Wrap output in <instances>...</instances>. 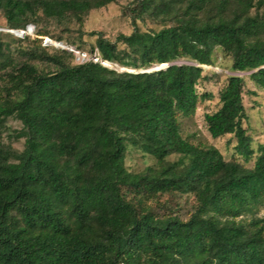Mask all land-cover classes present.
Here are the masks:
<instances>
[{"label":"trees","instance_id":"1","mask_svg":"<svg viewBox=\"0 0 264 264\" xmlns=\"http://www.w3.org/2000/svg\"><path fill=\"white\" fill-rule=\"evenodd\" d=\"M112 1L0 0V11L9 29L25 30L42 17L62 20ZM263 6L136 0L134 31L97 39L104 59L135 71L72 65L59 54H44L55 65L44 71L17 60L0 32V264H264L263 234L204 216L210 207L238 210L264 197V146L254 150L244 126L246 77L239 74L264 89ZM145 15L167 22L142 31ZM216 47L236 73L205 119L214 138L235 136L251 167L181 133L179 115L195 114L206 96L199 84L221 78L200 66L213 64ZM162 64L170 65L152 68ZM9 117L23 125L15 134L25 139L21 151L3 141ZM130 146L157 165L130 171ZM172 154L179 158L169 161ZM185 194L194 198L186 216L178 201Z\"/></svg>","mask_w":264,"mask_h":264},{"label":"rangeland","instance_id":"2","mask_svg":"<svg viewBox=\"0 0 264 264\" xmlns=\"http://www.w3.org/2000/svg\"><path fill=\"white\" fill-rule=\"evenodd\" d=\"M136 0H113L106 6L91 9L80 15L69 14L62 20L40 18L33 34L29 33L17 36L9 31L6 18L0 11V32L4 40L10 45L11 53L17 60H27L35 63L44 71L54 70L55 65L45 55L59 54L63 60L72 65L77 64L76 55L66 46H73L86 52H94L98 49L97 39L99 35L115 41L119 35L131 34L135 26L132 22V9ZM256 9L252 12L256 13ZM259 13L264 17V6ZM167 20L155 19L145 15L138 20L137 26L142 31L158 30ZM34 26V25H33ZM50 38L56 43L64 46L46 45L45 39ZM122 47V45H120ZM69 53L64 54L61 51ZM45 54V55H44ZM114 70L134 71L132 67H125L117 62ZM204 68V74L212 76L214 73L221 75V78L203 80L199 86V92L206 94L199 103L195 114L191 116L179 115L182 135L195 145L216 146L221 150L227 160L239 159L247 166H253L254 159L245 162L236 151L237 140L233 134L214 138L209 132L205 119L207 113L215 112L220 106L219 92L227 81L228 76L235 74L233 70V59L223 48L216 47L213 54V64ZM152 68H157L153 66ZM111 69V68H109ZM132 69V70H131ZM2 72L0 73V75ZM246 77V92L244 102L247 108V118L244 126L252 137V147L259 150L264 146V89H259L249 80L247 73H239ZM2 80H0V84ZM23 127L16 117H9L6 120V128L3 132V141L16 150H23L25 139H18L15 134ZM178 154H172L167 159L176 161ZM158 160L155 156L143 152L141 149L130 146L126 156L127 168L136 173L144 172L149 166H156ZM165 200V199H163ZM181 204L180 213L184 216L193 210L194 198L185 194L178 198ZM204 216L215 225H222L227 222H242L249 229L264 235V197L258 201L246 202L238 210H217L210 207Z\"/></svg>","mask_w":264,"mask_h":264},{"label":"built area","instance_id":"3","mask_svg":"<svg viewBox=\"0 0 264 264\" xmlns=\"http://www.w3.org/2000/svg\"><path fill=\"white\" fill-rule=\"evenodd\" d=\"M34 30H35V26H33V25H28L27 29H25V30L9 29L10 32H12L13 34H15L17 36L26 35L29 33L33 34ZM45 44L46 45L58 44L60 46H64L61 43H56L55 41H53L52 39H50L48 37L45 39ZM66 47L76 55V59H77V62L79 64H83V63H87V62H93V63H99V64H101L107 68L116 69L113 62H111L107 59H104L98 49L94 52L89 53L86 51L79 50L73 46H66Z\"/></svg>","mask_w":264,"mask_h":264},{"label":"water","instance_id":"4","mask_svg":"<svg viewBox=\"0 0 264 264\" xmlns=\"http://www.w3.org/2000/svg\"><path fill=\"white\" fill-rule=\"evenodd\" d=\"M170 64H162V65H160V67H157L156 69H159V68H161V67H167V66H169ZM201 67H203V68H205L206 66H208V65H205V64H203V65H200Z\"/></svg>","mask_w":264,"mask_h":264},{"label":"bare ground","instance_id":"5","mask_svg":"<svg viewBox=\"0 0 264 264\" xmlns=\"http://www.w3.org/2000/svg\"><path fill=\"white\" fill-rule=\"evenodd\" d=\"M128 67V66H127ZM205 68H209V66H206ZM132 70V69H131ZM135 71V70H134Z\"/></svg>","mask_w":264,"mask_h":264}]
</instances>
